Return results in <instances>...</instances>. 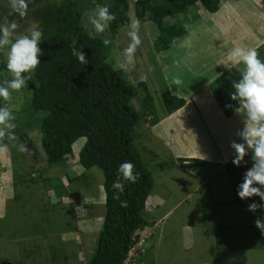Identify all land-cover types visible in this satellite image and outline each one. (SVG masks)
I'll list each match as a JSON object with an SVG mask.
<instances>
[{
  "label": "rangeland",
  "instance_id": "374dc122",
  "mask_svg": "<svg viewBox=\"0 0 264 264\" xmlns=\"http://www.w3.org/2000/svg\"><path fill=\"white\" fill-rule=\"evenodd\" d=\"M134 1L127 0L129 23L136 18ZM235 1L240 4L225 7L224 14L222 10L211 14L195 5L189 7L188 13H196V16L192 22L183 23L187 32L178 37L173 46L159 52L154 45L159 30L146 12L145 17L139 19L143 42L137 50L135 66L127 72L118 65L124 59L123 49L130 43L129 23L119 26L115 35L108 31L98 34L90 24L89 16L99 5L83 13L82 24L89 34L103 38L107 35L112 39L106 61L113 68L120 70L125 79L134 84L140 73L148 75L144 83L151 95L154 113H148L147 107L141 106L142 90L133 104L143 114L136 127L137 142L140 148L147 150L142 152L140 149V152L153 179L144 214L155 222L156 227L146 226L140 237L141 243L145 239L144 243H136L133 247L136 253L132 255H138V264H194L200 259L211 258L210 252L203 249L214 243L219 247L220 260L264 264V233L255 225L256 219H264V210L253 213L248 210L251 203H224L233 196L224 173L211 172L215 170V163L184 168L177 161V158H193L198 152L218 159L216 145L230 157L234 153L230 142H240L236 133L238 126H244L243 115L236 112L233 117H223L211 100L210 85L213 79L221 76L219 73L232 84L240 79L237 69L230 72L221 62L241 44L242 39L235 38L238 36L234 33L235 28L244 29L240 32L243 38L245 31L249 32V25L255 27L254 21L260 16L264 18V0H250L259 5L254 9L247 0ZM6 3L7 0H0V13L9 11L2 7ZM49 3L52 4L48 2L30 8L26 17L16 16L17 34L27 33L34 24L39 26L40 23L44 27ZM161 19L162 25L167 27L175 21L183 22V13L165 14ZM43 35H46L45 31ZM186 40L191 41V48L183 46ZM245 44L247 48L249 43ZM261 48L264 51V45ZM262 49L259 55L264 60ZM0 59L7 63L6 51ZM216 65L218 67L214 68ZM243 67V64L239 66L241 70ZM0 73L9 74L5 70ZM177 76L183 82L179 88L172 84ZM164 88L186 100L184 108L177 114L163 112L159 97ZM26 96L23 88L13 92L11 101L0 100L1 107L12 108L16 117L17 142H21L19 133L25 132L36 152V157L32 158L28 153L18 152L13 142L4 141L8 151L0 154V264H86L93 253L104 212L102 170L93 166L79 176L81 169L75 163V155L84 138L73 143L70 158L57 165H48L40 145V131L36 125L22 126L20 120L24 115ZM209 101L215 106L216 113ZM152 116L156 118L153 123L150 122ZM231 158L233 160L234 156ZM245 160L246 164H252L251 153ZM158 163L169 166L160 168ZM201 179L203 181L199 182ZM186 227L191 229L190 233ZM151 231L153 235L146 238ZM191 243L193 246L189 248Z\"/></svg>",
  "mask_w": 264,
  "mask_h": 264
},
{
  "label": "trees",
  "instance_id": "16d2710c",
  "mask_svg": "<svg viewBox=\"0 0 264 264\" xmlns=\"http://www.w3.org/2000/svg\"><path fill=\"white\" fill-rule=\"evenodd\" d=\"M48 2L53 5L47 4L50 8L47 21L44 27L39 23L40 29L46 33L39 45L43 55L39 57L41 63L33 79L24 88L27 96L24 115L20 120L22 126L31 128L36 125L40 131V145L45 162L50 166L70 158L73 155V143L84 138L75 155V163L81 169L79 176L93 166L102 170L104 204L94 250L86 264H122L129 249L139 241L142 230L155 224L144 214L153 179L142 158V148L137 142L136 127L143 119V114L133 104L142 90L144 97L141 106L147 107L148 113H154L152 98L144 82H128L120 70L106 61L109 48L103 45V37L89 34L82 24L85 10L103 5L109 0H36L29 5V9ZM110 2L116 19L111 22L108 33L115 35L119 26L129 23V7L127 0ZM220 2L221 0H135L134 12L138 19L144 18L147 12L150 21L157 26L159 34L154 45L159 52L173 46L177 38L186 33L183 23L192 22L196 16V13H188L189 7L195 5L202 11L213 13L219 9ZM179 12L183 13V22L175 21L167 27L162 25L163 15ZM72 37L77 38L76 46L82 47L89 63L82 64L72 55ZM1 70L9 73L6 63L0 59ZM10 78V73L8 76L0 73V82ZM210 86L219 110L223 116L230 117L238 106L236 101L230 99V93L235 91L232 83L221 75L213 79ZM159 99L163 112L167 114L185 104L183 97L171 93L168 88L162 90ZM155 119L152 116L150 122H155ZM18 137L31 149L28 154L35 158L36 152L29 136L20 132ZM145 151L147 150L143 148L142 152ZM177 159L184 168L206 163L197 157ZM124 161L133 162L140 173L136 183L125 184L121 200L127 201V207H121L120 200L112 198V184L117 178L119 165ZM251 165L242 163L237 167L232 161L223 165L222 172L233 196L224 203H262L258 196L242 200L237 194V186L242 182L245 170ZM157 166L167 168L169 165L158 163ZM151 235L152 231L146 238ZM144 241L145 239L143 243ZM138 258L137 255V261Z\"/></svg>",
  "mask_w": 264,
  "mask_h": 264
},
{
  "label": "clouds",
  "instance_id": "9594fccd",
  "mask_svg": "<svg viewBox=\"0 0 264 264\" xmlns=\"http://www.w3.org/2000/svg\"><path fill=\"white\" fill-rule=\"evenodd\" d=\"M34 3L35 0H7L2 7L9 11L7 14L0 13V53L6 51V67L11 74L10 79L0 82V98L6 102L11 101L13 92L28 86V82L33 79L41 63L39 57L43 55V50L39 45L44 39L43 31L34 24L27 33L18 35L19 24L15 19L16 16L26 17L29 5ZM111 7L109 0L97 6L95 13L89 16V22L96 33L105 34L111 22L116 19V14L111 11ZM9 17L14 18L9 19ZM128 28L127 35L130 43L123 49L124 59L118 65V68L125 72L135 66L136 53L143 42L140 35L141 21L138 18L132 19ZM102 43L104 46H109L112 44V39L105 35ZM76 45L77 38L72 37V55L82 64L89 63L82 47L78 48ZM183 46L191 48V41L186 40ZM221 63L230 72L233 69L240 72V79L232 84L235 91L230 93V99L237 102L238 106L235 110L243 114L244 126L236 133L240 142L232 140L230 147L234 150L232 163L237 167L242 163L246 164L245 157L251 153L252 165L245 170L242 182L237 186V194L242 200L251 199L254 196L260 197L262 203L253 201L248 205V210L255 213L257 210H264V60L260 58L258 48L236 46ZM241 64L244 66L242 70L239 68ZM147 79V73H140L138 82H147ZM182 83L178 76L172 81L176 88H179ZM15 119L12 108L7 105L0 107V154H6L8 151L5 139L13 142V147L18 152L31 153L26 143L17 142ZM139 178L140 173L133 162L124 161L119 165L117 178L112 184L114 190L112 198L120 200L121 207H127V201L121 200L125 184L136 183ZM255 225L264 233V219H256Z\"/></svg>",
  "mask_w": 264,
  "mask_h": 264
},
{
  "label": "crops",
  "instance_id": "0c3cea01",
  "mask_svg": "<svg viewBox=\"0 0 264 264\" xmlns=\"http://www.w3.org/2000/svg\"><path fill=\"white\" fill-rule=\"evenodd\" d=\"M247 4H250V7H251V9H254V6L255 7H257L258 6V8H259V5H255L254 3H252L250 0H247ZM240 4V3H239ZM238 3H236V1L234 2V0H221V2H220V6H219V9L217 10V11H215V12H213V13H211V14H218L221 10L223 11V14L224 13H226V12H224L225 10H226V8L227 7H234V6H237V5H239ZM226 7V8H225ZM223 14H222V16H223ZM220 15V14H219ZM221 16V15H220ZM249 21H251V20H249ZM255 22V27H251L250 25H249V32H246L245 31V33H244V35H243V38H241V34H240V32L242 31V30H244L243 28H241V29H239V28H235V34L237 33L238 34V36H235V38L237 37V40L238 39H242V41L240 40V42H241V44L240 45H238V46H240V47H245L246 46V44H245V42H248L249 43V45H247V48H251V47H256V48H258V50H261L260 49V47L261 46H263L264 45V18L262 17V16H260L258 19H256V21H254ZM251 27V28H250ZM187 32V31H186ZM243 32V31H242ZM246 35L248 36L247 38H246ZM183 36V35H182ZM262 51H263V49H262ZM263 53H264V51H263ZM217 65H219V64H217ZM214 66V68H217L218 66ZM210 95H212V94H210ZM211 100H212V102H213V104L215 105L216 104V102H215V100L213 99V96H212V98H211ZM185 102H186V100H185ZM212 102H210L209 101V104L211 105V109L212 110H214L215 111V113L217 112V110L219 109V107L217 106V104H216V106H217V110H216V108H215V106H212ZM186 104V103H185ZM185 104L182 106V107H180V108H178L177 110H175L174 112H172V113H170V115H174L173 113H178V112H180V110H182L183 108H184V106H185ZM219 111V113L223 116V114L221 113V111L220 110H218ZM214 113V114H215ZM235 113H236V111H235ZM235 113H233L232 115H231V117H233V115L235 114ZM175 114V115H176ZM209 114H211V113H209ZM239 114V113H238ZM241 115H243V114H241ZM223 117H225V116H223ZM244 117V116H243ZM238 128L239 129H241V126H238ZM218 148V149H217ZM217 150V152H218V159H217V157H214V159L212 158V157H209L207 154H205V153H203V152H198V154H196V155H194L193 154V156H194V158L195 157H197V158H200V159H202V160H204L206 163H208V164H212V163H215V170L214 169H212L211 170V172H222V170H223V165L226 163V162H228V161H232L231 159V157H233L234 156V153L232 154V155H230V157H226L224 154H223V152H221V149H220V146L219 145H216V147H215V151ZM219 150V151H218ZM231 158V159H230ZM205 165V164H204ZM203 165H201L200 167H202ZM190 168V167H189ZM211 175H213V173H211ZM203 180L201 179L199 182H202ZM150 197V196H149ZM169 211H167V213H168ZM166 214V213H165ZM154 227H156V225L154 224L153 225ZM209 226V225H208ZM153 227V228H154ZM204 229H205V227H203ZM152 230V229H151ZM185 230H187V233H190L191 232V229L189 228V227H186L185 228ZM202 232L203 233H206L204 230H202ZM208 233H210L211 234V232H209V231H207ZM186 233V234H187ZM213 233H215V232H213ZM186 234H185V236H186ZM184 236V237H185ZM215 239H217L216 237H215ZM187 246H189V245H187ZM193 246V243H191L190 244V246H189V248H191ZM218 246L217 245H215V243H214V245L213 246H211L210 248H204L203 250H207V251H209L210 252V256H211V258L210 259H208V260H205V259H200V260H198V261H196L194 264H238V263H233V262H226V261H223V260H220L219 259V252H218V248H217ZM220 257H221V255H220ZM226 259H227V256L225 257ZM222 259V258H221Z\"/></svg>",
  "mask_w": 264,
  "mask_h": 264
},
{
  "label": "built area",
  "instance_id": "2783aa9c",
  "mask_svg": "<svg viewBox=\"0 0 264 264\" xmlns=\"http://www.w3.org/2000/svg\"><path fill=\"white\" fill-rule=\"evenodd\" d=\"M142 242V239H139V241L137 242L138 244L139 243H141ZM133 247L134 246H132L130 249H129V251L127 252V254H126V256H125V258L123 259V261H122V264H138V262H137V259H136V257H137V255H132V253L133 254H135L133 251Z\"/></svg>",
  "mask_w": 264,
  "mask_h": 264
},
{
  "label": "water",
  "instance_id": "95a60500",
  "mask_svg": "<svg viewBox=\"0 0 264 264\" xmlns=\"http://www.w3.org/2000/svg\"><path fill=\"white\" fill-rule=\"evenodd\" d=\"M36 1V0H35ZM5 264H12V263H10V262H5Z\"/></svg>",
  "mask_w": 264,
  "mask_h": 264
},
{
  "label": "flooded vegetation",
  "instance_id": "af4514ba",
  "mask_svg": "<svg viewBox=\"0 0 264 264\" xmlns=\"http://www.w3.org/2000/svg\"><path fill=\"white\" fill-rule=\"evenodd\" d=\"M5 264V262H3Z\"/></svg>",
  "mask_w": 264,
  "mask_h": 264
}]
</instances>
